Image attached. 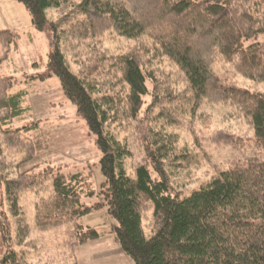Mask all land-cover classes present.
Masks as SVG:
<instances>
[{
  "label": "trees",
  "instance_id": "trees-1",
  "mask_svg": "<svg viewBox=\"0 0 264 264\" xmlns=\"http://www.w3.org/2000/svg\"><path fill=\"white\" fill-rule=\"evenodd\" d=\"M18 1L54 39L35 79H58L95 137L104 182L96 191L90 170L34 162L38 122L16 125L31 110L26 92L0 74V264H29L18 247L31 233L20 205L30 193L36 230L72 227L69 259L102 236L79 220L104 206L135 264H264V158H230L187 196L176 181L205 157L199 140L264 151V0ZM13 43L0 32V66ZM203 104L248 117L253 144L225 130L198 135ZM189 127L192 146L180 145ZM96 195L103 202H92Z\"/></svg>",
  "mask_w": 264,
  "mask_h": 264
},
{
  "label": "rangeland",
  "instance_id": "rangeland-1",
  "mask_svg": "<svg viewBox=\"0 0 264 264\" xmlns=\"http://www.w3.org/2000/svg\"><path fill=\"white\" fill-rule=\"evenodd\" d=\"M47 17L50 21L56 20L50 9L47 10ZM4 31L14 36V43L0 66V74L14 78L12 91L26 92L25 102L31 110L16 125L38 122V134L43 148L39 149L34 162L60 166L63 173L90 170L93 187L99 191L104 178L100 171V153L94 135L89 132L84 120L77 116L75 106L65 98L57 78L46 81L35 79L45 71L48 54L54 51L52 33L36 29L24 5L18 0H0V32ZM115 45L108 43L107 47L113 51L116 50ZM2 52L0 46V54ZM236 80L241 83L239 79ZM199 117L193 126L198 135H212L216 131L225 130L234 136L247 138L253 144V129L248 117L238 114L230 106L203 104ZM178 135L180 145L192 146L190 127ZM199 142L200 152L205 155L199 167L191 169L190 173L182 172L176 180L179 181L177 186L185 188L183 196L189 195L214 175L230 158L242 155L264 158V151L252 147L234 151L226 146L211 145L204 140ZM154 177L160 178L157 174ZM34 201L31 193L25 194L20 201L31 233L26 244L18 249L25 252L29 264H65L67 261H77L79 264H135L115 239L114 227L117 222L108 215L104 206L79 220L83 227L94 228L102 236L79 246L73 258L69 259L72 254L65 243L69 240L72 227L61 225L48 231L36 230ZM92 202H103V198L96 195ZM153 213L154 207L151 205L142 216V228L147 236L151 234Z\"/></svg>",
  "mask_w": 264,
  "mask_h": 264
}]
</instances>
